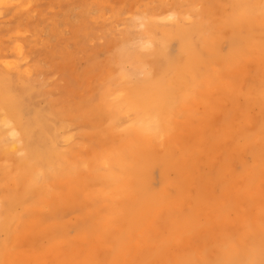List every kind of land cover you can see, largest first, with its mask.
<instances>
[{"label":"bare ground","instance_id":"bare-ground-1","mask_svg":"<svg viewBox=\"0 0 264 264\" xmlns=\"http://www.w3.org/2000/svg\"><path fill=\"white\" fill-rule=\"evenodd\" d=\"M33 2L0 0V22L11 11L25 21L23 39L0 50V264H169L188 247L194 259L187 264H264V234L248 226L260 221L264 229V0H129L130 17L143 26L141 77L133 68L135 21L124 37L113 36L125 3L68 6L62 22L76 15L88 30L95 5L109 27L106 62L91 52L87 71L76 64L73 88L86 82L88 90L66 107L52 100L31 57L48 20ZM60 23L52 19L51 37L61 36ZM74 32L84 49L92 31ZM37 96L47 104L37 105ZM210 96L221 119L204 132L190 119L184 137L201 151L183 159L152 145L180 128L179 117L196 103L211 114ZM72 126L84 135L78 143ZM80 142L84 149L75 147ZM95 163L107 174L68 182L76 165ZM226 183L233 190L220 202L216 187ZM231 199L237 216L225 226Z\"/></svg>","mask_w":264,"mask_h":264},{"label":"rangeland","instance_id":"rangeland-1","mask_svg":"<svg viewBox=\"0 0 264 264\" xmlns=\"http://www.w3.org/2000/svg\"><path fill=\"white\" fill-rule=\"evenodd\" d=\"M33 6L36 7L37 11L36 14L40 15L41 12H46L45 18H48L46 20L45 30L42 32L41 40L43 39L44 42H40L38 45H35V43L32 44L30 51L34 50V53L31 55L32 59L37 58L39 59L40 63V72L41 75L38 77L40 81L44 83V86L46 88H49L50 90V96L52 100L58 104L60 107H66L67 104L72 103V105H76V98L78 95H82L88 90L86 88V82L84 83L83 89L79 91L77 87L73 88L74 85L77 83L72 79L73 75L75 74L76 64L79 69H84L87 71V68L89 66L88 62V54L91 52L96 53V59L99 61V63L102 65L106 62L108 55L104 51L103 47L108 42V37L106 34L107 28L109 27V23L107 21H103L99 18L98 13L96 12L94 5L92 10L90 11V15L87 19V28L88 30H85L84 24L81 22L79 23L76 17L73 16L72 18V24L67 22H62V14L66 12V9L68 6L75 5L80 2V0H33ZM83 3H85L87 0H81ZM110 3L114 6H121V4H124V15L122 16V19L116 24L114 27V33L113 36L117 39L124 37V33L127 30V25L130 22L135 21V25L130 29V32L133 33V39L131 45L133 46V49L136 51L134 54V64L133 68L135 71L141 76L144 75L142 64L137 59V52L139 49L141 50V47L137 46V39L138 36L141 35L143 31V26L139 25V20L137 18H131L132 15L131 12V5L129 4V0H109ZM109 10H107L108 12ZM9 17L7 19H4L0 22V50H3V52H10L13 43L17 39H23L21 37L20 32L25 31V21L22 20V13L18 12H10L8 13ZM110 14V13H109ZM108 14V16H109ZM52 19H59L61 22L59 24V30L61 31V36L59 37H51V27L52 25ZM75 28L81 29L83 33L90 32L91 38L87 40L84 46L85 48H80L75 45ZM74 33V34H73ZM26 37H31V33H27ZM26 44V42H25ZM61 52L63 54V58L61 61H59V53ZM59 61V62H58ZM76 71V72H77ZM81 71V70H79ZM88 85V82H87ZM213 91V86H210ZM216 90V87L215 89ZM211 91V92H212ZM210 92V93H211ZM210 100L212 113L206 116L205 113V104L204 103H196V105L192 108L190 115L184 116L181 115L179 117V122H182L180 125V128L176 129L175 132L168 133L165 137L156 139L153 141L152 145L158 149H167L170 153H172L177 158H187L189 154H191L194 151H201L200 148L192 149L191 147H187L184 144V137L188 135V132L192 125L189 123L190 119L193 120L199 129H201L202 132H204L205 128H209L212 126L214 120H220L222 117V113H219V101H214L211 96L208 98ZM37 105L39 106H45L47 104V99L42 96H37L35 98ZM216 106V107H215ZM188 105H186L184 108L187 109ZM258 112H253V115H256ZM216 115V119H215ZM229 119V117H228ZM125 121V120H124ZM136 122V121H135ZM178 122V123H179ZM191 126V127H190ZM71 131H77L79 129V126H72L70 128ZM76 138H74L73 142L78 143V140L83 139L84 135L79 133V130L76 132ZM243 141V140H241ZM198 143V142H197ZM202 143V140L199 141V144ZM77 149H83L85 148V145L80 142L79 145H75ZM222 154L223 151L221 150ZM221 154V155H222ZM219 153H216L214 155L215 162H220L219 157L221 156ZM234 157L237 159L240 157L237 152H234ZM245 159L249 162H251L252 157L247 154L245 156ZM94 164V163H93ZM89 167H84L82 165H76L74 172L67 177L69 183H79V182H86L87 180L92 179H99L107 174L105 168L99 167L100 165L95 163L94 165H88ZM239 168L240 165H238ZM210 165L205 164L203 169V172L206 174L210 173ZM154 186L159 188V180H160V172L158 170L154 171ZM169 177L171 179H176L177 174L175 172L170 171ZM233 183H226V184H220L218 187H216V193L219 195L218 199L220 202H226V197L224 193H231L232 192V186ZM188 186V185H187ZM206 188H209V183H207ZM203 185L201 190L205 191L206 189ZM207 191V190H206ZM234 201L231 199L229 201V204L227 209L225 210L226 216L223 219V223L225 226H229L233 224L234 219L237 216V213L234 210ZM181 208L180 203H172V209L173 210H179ZM78 211H76L77 213ZM259 216L262 215L264 217V209L262 211H259ZM70 216V215H69ZM243 225V224H242ZM154 226L152 223L150 225V229ZM248 226L252 229H261L262 233L264 234V229L262 227V224L260 221H257L252 224H248ZM64 242L59 244V246H64ZM53 253V250H48L44 257L47 258ZM179 261L183 264L189 263L192 259H194V253L193 251L188 247L182 250L179 253ZM179 261H172L169 264H179Z\"/></svg>","mask_w":264,"mask_h":264}]
</instances>
